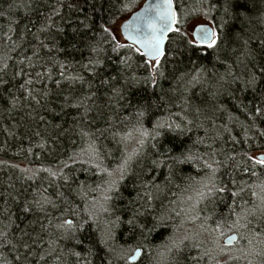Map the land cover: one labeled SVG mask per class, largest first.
<instances>
[{
  "label": "trees",
  "instance_id": "1",
  "mask_svg": "<svg viewBox=\"0 0 264 264\" xmlns=\"http://www.w3.org/2000/svg\"><path fill=\"white\" fill-rule=\"evenodd\" d=\"M143 1L0 0V69L7 65L0 72V264H264V165L248 159L264 152V115L249 111L264 100V77L256 90L244 83L264 64V0H234L235 8L228 0H174L182 31L204 9L215 27L228 22L233 42L223 51L170 55L155 87L143 82L151 69L134 50L112 51L106 42L98 53L69 48L79 38L73 29L100 40L101 25L114 29ZM176 40L172 32L166 48ZM128 56L130 69L121 64ZM90 59L101 63L83 67ZM77 74L84 79H66ZM127 75L141 80L125 96L136 107L151 105L144 116L109 99L111 85H101ZM157 122L187 128L159 138L160 152L172 150L169 159L143 135ZM181 152L193 159L173 164ZM117 170L124 176L111 183ZM208 183L225 191L210 203L205 189L200 220L210 234L233 228L238 240L223 245L183 234L175 242L185 229L183 200ZM44 197L51 203L41 209L35 201ZM129 220L156 227L141 235ZM131 248L141 249L134 262Z\"/></svg>",
  "mask_w": 264,
  "mask_h": 264
},
{
  "label": "snow or ice",
  "instance_id": "2",
  "mask_svg": "<svg viewBox=\"0 0 264 264\" xmlns=\"http://www.w3.org/2000/svg\"><path fill=\"white\" fill-rule=\"evenodd\" d=\"M129 3H131V0H129ZM228 4L230 8H235L234 0H228ZM171 0H162L161 4L150 6L152 9L151 12H148L147 10H142V13H137L133 15L132 20H128L125 18L120 23L116 24L115 28L112 29L110 27H105L101 25V32L103 35L100 40H95L93 37L87 36V34H79L77 32V29H73V32L77 34L79 37L75 41L69 42V48L72 50H76L78 45H83L84 47H87L91 49L93 52H99L102 50L103 43H108L109 46L112 47V51H119L121 49H129L134 50L135 53L139 54L141 58L147 57L144 61L145 65L150 67L151 71L147 77L143 78V82L145 84L151 83L152 86H157L158 81L160 79L164 78V71L162 60L167 59L170 55L175 56L177 54L183 55V50L185 49H211L214 51H223L227 48L228 45H230L233 42V37L229 33L228 29V22L223 20L221 18V23L217 25L216 27H208L204 25H193L188 31H182L180 20L178 17V14L173 12L170 8ZM125 9L129 8V5H124ZM57 14L56 10L53 11V15ZM229 11L226 8L225 9V15H229ZM236 17H240L239 10L236 11ZM47 19H51V17H47ZM87 19V17H85ZM81 24H84L83 21L80 22ZM110 24H115L116 22L109 21ZM134 24L135 25V33H136V44H128V43H122L120 42V36L127 34L129 38L132 37V33L129 32V25ZM174 25H176L174 27ZM84 27L87 28L88 25L84 24ZM62 28H57V33L62 32ZM168 32H175L177 34V40L175 41V47L174 48H166L162 47V41L165 37V34ZM51 39H54V37H50ZM139 45V46H137ZM44 47H47V45H42ZM143 49V50H142ZM36 53H34L35 55ZM249 55H253V53H249ZM261 55H264V49L261 50ZM27 59L31 60L30 57ZM131 60V56L125 57L121 60V64L124 65L126 69L131 68V63L129 61ZM53 63H59V67L61 69H64L66 65L64 63H60L57 61H54ZM100 60H89L88 64L83 65V67L87 68L89 65L98 66L100 64ZM7 68V65H5V69ZM5 69H0V72H4ZM49 72V76H50ZM99 75V73H96ZM40 74L38 73L37 76ZM60 75L63 77L64 72L62 71ZM260 77H264V64L260 65V71L257 73L256 71H249L246 73V79L244 80V83L247 88L256 90L259 87L258 79ZM66 79H69L71 81H77V80H83L84 77L80 76L79 74L75 76L66 77ZM123 79L124 83L120 86V88L115 87V85H112V80H119ZM0 83H3L2 80H0ZM28 83H31V80L28 81ZM141 83V80L135 76V75H127V76H121V77H110L108 80L101 79V85H111V91H112V97H109V99L115 98L117 100V103L120 101H124L125 103L121 105V107H136L132 104L131 100L128 99L125 96V93L128 91L130 87H135L137 84ZM23 87V85L21 86ZM47 93H45L46 95ZM31 95V93H29ZM261 95L264 96V90H262ZM35 99V97H32ZM83 99V98H82ZM162 99V97H161ZM67 102V100H66ZM39 103V101H37ZM78 110L82 106L80 102L73 105ZM247 107V106H245ZM151 108L150 104L143 105L136 107V112L138 116H144L146 112ZM90 109L86 108L85 113L89 111ZM249 111L253 112L256 117H261L264 115V100L261 101L260 105H255ZM252 125H249L251 127ZM187 128L181 127L180 124H176L173 126L172 124L166 123V122H157L155 125H153L151 134L149 133H143V135H148L149 139L157 141V143H153L151 147L153 149H156L157 153L161 156H164L166 159H169L168 153L171 152V149H166L164 152L159 151V138H162L166 136L168 133L176 134L177 132L183 133L186 131ZM227 130V129H225ZM261 135H264V133H261ZM143 143V141H142ZM173 164L183 163L186 161H189L193 159V157L189 154H186L184 152L179 153V155H174L170 157ZM230 159H235L234 157H230ZM249 160L254 161L257 164L264 165V157L256 158V157H249ZM153 164H158L159 161L153 160ZM208 167H211V165H208ZM45 171H49L48 169H45ZM34 175V174H33ZM50 175L55 176L57 175L56 172H50ZM31 179L32 177H28ZM65 180L68 179V177H63ZM225 191V188H217L215 184H212L211 187L208 188L207 196L206 198H209V202L211 203V197H213L217 192H223ZM233 196L236 195V193H232ZM36 205L39 208H43L44 203H51L50 200L47 199V197L42 198V201H35ZM28 209L25 208V211ZM213 213L215 212V208L212 209ZM231 214V210L229 211V214ZM206 219H211V217H206ZM225 219H227V216H225ZM238 221H234L233 224L237 223ZM129 224L133 225V229L135 230L138 228L141 232V235L144 234V230L147 228L149 232H151L156 225H152L151 228L148 227L147 222L143 224L135 223V220H129ZM214 230V229H213ZM231 239V238H229ZM21 244V247L28 248L29 246L27 243H25L23 240L19 241ZM15 247V245H13ZM112 251H115L113 249ZM139 251V249H137ZM179 246L177 245V252H179ZM207 255V253H205ZM27 257V254H25V258ZM123 258V257H121ZM17 260L20 259V257L16 258ZM193 260H199L200 257H192ZM177 264H181V261L179 258H177Z\"/></svg>",
  "mask_w": 264,
  "mask_h": 264
},
{
  "label": "rangeland",
  "instance_id": "3",
  "mask_svg": "<svg viewBox=\"0 0 264 264\" xmlns=\"http://www.w3.org/2000/svg\"><path fill=\"white\" fill-rule=\"evenodd\" d=\"M122 20L123 19H120L116 24L120 23ZM207 22L211 23L209 14L206 10L201 9L195 15V18L193 20L187 21L183 25V30L188 31L190 29V27H192L193 25H195L197 23H207ZM116 24H115V26H116ZM115 26H114V28H115ZM120 38L122 39V36H120ZM258 154H259V152L254 153L252 155V157L257 158ZM89 159L92 162L97 161L96 158H89ZM209 168L207 169V171L209 170ZM123 176H124V174H123L122 170L115 171L111 175V183L113 181H118V180L122 179ZM208 182L211 183V181H209V180H208ZM210 183H208V185H204V187L202 186V188L197 189L196 191H194V194H190V196L188 195L187 199L183 200L184 203L186 201V204L184 205V208H183L184 209L183 214H184L185 229L183 232L177 233L175 235V238H174L175 242H178L181 237L185 236V238H190V239L196 240L198 242H205L207 240V241H212V242L224 245L225 244L224 243L225 237H227L228 235H230L232 233H236L235 230H233V228H232V229H230V231L229 230H227V231L226 230L225 231L220 230V231H216L215 233L210 234L209 232H207V231H210V227L208 225H205L203 223V221L200 220L201 214H200L199 205H200V202L204 200V198H205L204 194L206 193L205 189L209 188ZM135 250H136V248H131L128 252V257L132 256L134 254Z\"/></svg>",
  "mask_w": 264,
  "mask_h": 264
},
{
  "label": "water",
  "instance_id": "4",
  "mask_svg": "<svg viewBox=\"0 0 264 264\" xmlns=\"http://www.w3.org/2000/svg\"><path fill=\"white\" fill-rule=\"evenodd\" d=\"M161 3H162V0H144L143 3L136 10H134L131 14H129L125 18H127L128 20H132L134 14L142 13V10H147L148 12H151L152 9L150 8V6L161 4ZM170 8H171V10L173 12L176 13V7H175L174 0H171ZM195 25H204V26H208V27H215L210 22L197 23ZM174 27H175V25H174ZM134 29H135V25L134 24L129 25V32L132 33V37L129 38L127 34H124V35H121L122 39L124 41L128 42V43L136 44V39H135L136 33H135ZM171 33L172 32H168V33L165 34V37H164V39L162 41V47H166L168 39H169V36H170ZM137 46H139V45H137ZM260 157H264V152H259V154L257 155V158H260ZM229 238H231V239H229ZM237 239H238V234L237 233H232V234L228 235L227 237H225L224 243L227 244V245H232ZM137 249H139V251H137ZM137 249L135 250L134 254L129 257L130 261H132V262L136 261L139 258L140 254H141V249L140 248H137Z\"/></svg>",
  "mask_w": 264,
  "mask_h": 264
}]
</instances>
